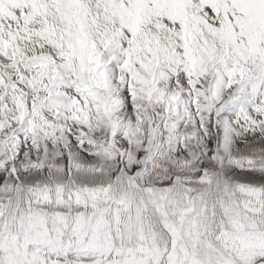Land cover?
<instances>
[{
  "label": "snow or ice",
  "instance_id": "snow-or-ice-1",
  "mask_svg": "<svg viewBox=\"0 0 264 264\" xmlns=\"http://www.w3.org/2000/svg\"><path fill=\"white\" fill-rule=\"evenodd\" d=\"M0 264H264V0H0Z\"/></svg>",
  "mask_w": 264,
  "mask_h": 264
}]
</instances>
